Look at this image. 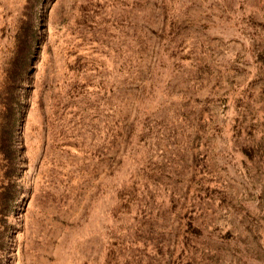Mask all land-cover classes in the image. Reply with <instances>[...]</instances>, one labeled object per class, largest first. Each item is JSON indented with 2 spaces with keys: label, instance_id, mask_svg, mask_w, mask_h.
Wrapping results in <instances>:
<instances>
[{
  "label": "rangeland",
  "instance_id": "rangeland-1",
  "mask_svg": "<svg viewBox=\"0 0 264 264\" xmlns=\"http://www.w3.org/2000/svg\"><path fill=\"white\" fill-rule=\"evenodd\" d=\"M0 264H264V0H0Z\"/></svg>",
  "mask_w": 264,
  "mask_h": 264
}]
</instances>
